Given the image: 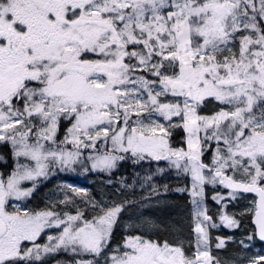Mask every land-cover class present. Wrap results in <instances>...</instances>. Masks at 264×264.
Segmentation results:
<instances>
[{
  "label": "snow or ice",
  "instance_id": "6c2138e0",
  "mask_svg": "<svg viewBox=\"0 0 264 264\" xmlns=\"http://www.w3.org/2000/svg\"><path fill=\"white\" fill-rule=\"evenodd\" d=\"M130 45L142 47L129 50ZM165 67L170 75L161 72ZM138 70L157 79L136 77ZM168 95L182 102L160 101ZM211 101L227 107L199 114ZM133 113L138 118L147 113L150 123L138 119L140 127H129ZM64 121L70 127L59 143L72 149L46 146L58 144ZM177 128L186 133V149L169 144L171 129ZM101 140L110 141L111 149L88 157L92 170H112L126 159L120 153H130L134 162L168 161L177 174L191 176L197 206L193 256L182 246L135 235L110 257L111 264H211L205 224L218 225L196 199L205 183L223 185L230 199L237 190L256 193L253 222L264 241V0H0V141L10 142L17 158L14 170L0 175V264H27L40 260L41 250L61 248L105 255L122 204L93 203L99 212L88 220L80 210L64 219L51 209L21 210L11 203L29 198L50 166L71 169L81 148L96 149ZM212 141L209 165L202 156ZM21 157L31 163L20 162ZM228 170L243 179L227 175ZM24 181L32 187H24ZM163 188L168 191L167 184ZM213 199L220 203L223 197ZM67 202V197L60 201ZM220 221L239 227L226 213ZM143 226L156 227L151 221ZM50 227L62 231L48 236V244H37ZM217 240L215 247L224 248L225 240ZM225 264H243V258ZM247 264H264V255Z\"/></svg>",
  "mask_w": 264,
  "mask_h": 264
},
{
  "label": "rangeland",
  "instance_id": "374dc122",
  "mask_svg": "<svg viewBox=\"0 0 264 264\" xmlns=\"http://www.w3.org/2000/svg\"><path fill=\"white\" fill-rule=\"evenodd\" d=\"M133 47L139 49L142 46L130 45L129 50H132ZM133 63H136V61H133ZM140 75H144L148 79H156L150 77L152 76L150 73L138 70L135 73V76L139 77ZM156 90H159L158 86ZM144 98H147L146 94ZM159 99L161 102L167 103L176 102L177 100L182 102L183 98L168 95L162 96ZM221 107L227 106L211 101L206 102L198 111L201 115H212L219 111ZM155 118L161 123L167 124L162 117L157 116ZM138 119L144 124L150 123L147 118V113H141L139 118L133 113L129 121V127H140V124L137 123ZM178 121V117L173 118V122ZM67 127H70V125L66 121L62 122L61 128L57 133L58 144H48L46 146L51 148L66 147L71 150V146L59 143L64 140ZM175 130L176 129H171V132L173 133ZM181 137L184 139V145L176 148L186 149V133L184 132ZM30 142H32L31 138ZM8 143L9 150L11 151L10 159L6 155L0 153V175L5 177L14 170L17 160L14 156L10 142ZM210 143L212 144V147L205 145V152L202 156V160L209 165H211L212 157L215 152V142L212 141ZM98 144L105 146L107 150L111 149L110 141L107 145H104L102 140L98 141L97 145ZM169 144L171 146L170 137ZM81 153L82 155L79 158V161L74 164L71 169L61 171L58 165L50 166L51 171L49 176L38 178L36 188L29 198L11 202L21 210L27 209L39 211L51 209L59 213L64 219H66V216L64 215L65 213L76 215L77 211L80 210L84 214L83 219L88 220H91L93 216L99 212V207L93 210V203L98 206H111L113 202L123 205L117 223L114 225L109 245L105 249V255L94 257L91 254H77L68 250L66 252L72 255V260L74 261V263L68 264H78L81 260H99L100 264H105V256L108 257V264H111L110 257L112 255H119L123 250L124 241L129 236L135 235H141L144 239H150L160 242L161 244L167 241L171 246H182L186 255L193 256L196 247V234L194 229L198 221L195 216L197 206L192 202V180L190 175H185L183 173L177 174V179L180 180L188 177L186 182L187 190L184 191L186 194L188 193L186 200L179 198L175 199L172 196L165 194L157 195L156 193L148 192L146 190L137 191L136 196H134L132 193L134 191L133 184L127 185L123 184V181H120L121 186L119 187L114 184V181L108 179L107 176L111 170L99 171L91 169V161L88 160V157L103 155L104 153L98 151L92 152L89 150L81 151ZM19 160L20 162L31 163L25 161L23 157L19 158ZM227 173L230 176H234L237 180L243 179L239 173L234 174L231 170H228ZM22 184L24 187H32L31 181H24ZM73 187L81 189L82 192L77 195L71 191ZM179 188L185 189V186ZM228 193L229 191L226 190L223 185L218 183L215 185L205 183L203 185L202 197L196 198L198 201H201L199 205L200 209H207V214L212 217V222L218 225V227L212 228L207 223L205 224L210 238L208 250L212 257L211 264H216L217 260L221 261V264H225V262L239 260L240 258H243V264H247L249 258L264 255V243L257 241L255 229L252 225V217L255 212V196L236 192V199H230ZM217 195L223 197L220 203H217L213 199V196ZM66 197L68 202L60 203V201L65 200ZM9 210H12L11 207ZM225 213L238 220L239 227H225L220 221V216ZM83 219L77 223L82 224ZM200 219L202 220V217ZM145 221L153 222L156 227L151 229L144 227L143 224ZM176 223L177 225H175ZM61 231L62 227L46 228L44 232L41 233V236L37 239L36 243L41 246L46 245L49 243L47 239L48 236H58ZM249 236L252 237L251 240L248 239ZM217 238L225 240L224 248L217 249L215 247V244L218 242ZM240 241H244V244L247 245V247L242 246ZM26 244L28 247L32 246L29 242H26ZM59 251L65 250L61 248L55 252L49 253H44L41 250V259L38 261L32 259L28 261L27 264L29 262L66 264L53 261V257L56 256ZM21 264H25V262L21 261Z\"/></svg>",
  "mask_w": 264,
  "mask_h": 264
},
{
  "label": "trees",
  "instance_id": "16d2710c",
  "mask_svg": "<svg viewBox=\"0 0 264 264\" xmlns=\"http://www.w3.org/2000/svg\"><path fill=\"white\" fill-rule=\"evenodd\" d=\"M167 65V61L164 62ZM162 73L171 74V70L165 68L161 69ZM157 79L155 76H150ZM182 134H184L182 128H177L170 136V143L173 148L184 145V139H182ZM0 153L6 155L9 159L11 156V151L9 150V143L7 141H0ZM68 146L73 147L71 144ZM107 147V146H106ZM98 151L100 153H105L107 150L105 146L98 144L96 149L92 148H81V151ZM120 155H125L126 159L123 161H118L117 166L111 170L108 174V179L114 181L116 186H121L120 181L123 184H133V195L136 196L137 191H148L153 192V188L157 190L158 194L170 195L173 198L186 200V194L184 191H176L179 187H184L187 189L186 179H177V170L170 167L168 161H154V160H144L134 162L135 158H132L130 153ZM11 162V160H10ZM9 162V166H10ZM164 169L163 173H160L158 169ZM151 177V179H149ZM168 185V191L165 192L163 185ZM125 186V185H124ZM189 202V201H188ZM177 225V223L175 224ZM53 261H58L60 263H74L72 260V255L66 251H59L56 256L53 257ZM21 264V262H20ZM28 264H43V263H31Z\"/></svg>",
  "mask_w": 264,
  "mask_h": 264
},
{
  "label": "water",
  "instance_id": "95a60500",
  "mask_svg": "<svg viewBox=\"0 0 264 264\" xmlns=\"http://www.w3.org/2000/svg\"><path fill=\"white\" fill-rule=\"evenodd\" d=\"M237 191H239V192H243L242 190H237ZM244 193H246V192H244ZM248 194H253V195H255V198H256V200H255V204H256V202L259 200V197H258V195L256 194V193H253V192H247ZM254 215H253V217H252V224H253V226H254V228H255V224H254ZM255 233H256V228H255ZM256 238H257V240L259 241V242H261V243H264V241H261L260 239H259V236L258 235H256Z\"/></svg>",
  "mask_w": 264,
  "mask_h": 264
},
{
  "label": "flooded vegetation",
  "instance_id": "af4514ba",
  "mask_svg": "<svg viewBox=\"0 0 264 264\" xmlns=\"http://www.w3.org/2000/svg\"><path fill=\"white\" fill-rule=\"evenodd\" d=\"M228 191H230V190H228Z\"/></svg>",
  "mask_w": 264,
  "mask_h": 264
},
{
  "label": "bare ground",
  "instance_id": "6f19581e",
  "mask_svg": "<svg viewBox=\"0 0 264 264\" xmlns=\"http://www.w3.org/2000/svg\"><path fill=\"white\" fill-rule=\"evenodd\" d=\"M160 239V238H159Z\"/></svg>",
  "mask_w": 264,
  "mask_h": 264
}]
</instances>
